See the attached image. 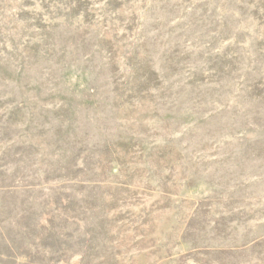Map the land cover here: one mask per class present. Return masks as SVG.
Listing matches in <instances>:
<instances>
[{"label": "rangeland", "instance_id": "obj_1", "mask_svg": "<svg viewBox=\"0 0 264 264\" xmlns=\"http://www.w3.org/2000/svg\"><path fill=\"white\" fill-rule=\"evenodd\" d=\"M0 264H264V0H0Z\"/></svg>", "mask_w": 264, "mask_h": 264}]
</instances>
